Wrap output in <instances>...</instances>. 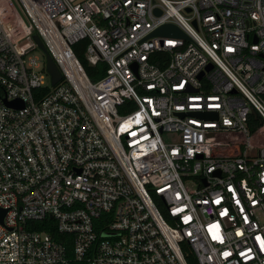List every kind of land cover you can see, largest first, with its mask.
I'll use <instances>...</instances> for the list:
<instances>
[{"label": "built area", "instance_id": "1", "mask_svg": "<svg viewBox=\"0 0 264 264\" xmlns=\"http://www.w3.org/2000/svg\"><path fill=\"white\" fill-rule=\"evenodd\" d=\"M2 1L0 264H264V0Z\"/></svg>", "mask_w": 264, "mask_h": 264}, {"label": "water", "instance_id": "2", "mask_svg": "<svg viewBox=\"0 0 264 264\" xmlns=\"http://www.w3.org/2000/svg\"><path fill=\"white\" fill-rule=\"evenodd\" d=\"M12 1H13L14 5L16 6L18 12L20 13L21 17L23 18L25 23L28 25L29 22H28L27 18L25 17L24 13L22 12L21 8L19 7V5L17 4V2L15 0H12ZM156 11L158 12V9ZM166 34H172V35H177V36H181V37L187 38L186 33L181 28H179L174 23H169V22L159 25L157 28H155L149 34V36H151V35H166ZM32 38H33L34 42L36 43V45L43 52L44 58H45V69L48 72V74L50 75L51 84H55L57 81H59L61 79V76H62L61 75V71L58 68V66H57L56 62L54 61V59L52 58L51 54L46 49V47H45L44 43L42 42V40H41L40 36L38 35V33L34 32L32 34ZM4 101L8 105L22 106V102L19 99H12V100L4 99ZM3 212H4V209L0 210V218L3 215Z\"/></svg>", "mask_w": 264, "mask_h": 264}, {"label": "trees", "instance_id": "3", "mask_svg": "<svg viewBox=\"0 0 264 264\" xmlns=\"http://www.w3.org/2000/svg\"><path fill=\"white\" fill-rule=\"evenodd\" d=\"M86 41H87L86 39L79 40L78 42H76L73 45V48H74L76 54L80 57V59L84 63L85 68H86L88 74L90 75V77L96 78L103 73V67H101L100 65H91V64L87 63V61L83 55V49H84V45H85ZM47 89H48L47 86L43 88L44 91ZM29 222L32 223L33 226H36L38 228H46V229L50 230L54 235H56L58 237H61V238L65 237L68 244H70V236L69 235L56 231L53 217L46 215L45 217H43L41 219H30Z\"/></svg>", "mask_w": 264, "mask_h": 264}, {"label": "rangeland", "instance_id": "4", "mask_svg": "<svg viewBox=\"0 0 264 264\" xmlns=\"http://www.w3.org/2000/svg\"><path fill=\"white\" fill-rule=\"evenodd\" d=\"M7 3V1H2V3ZM14 17V11H13V9L9 6V5H7L6 6V9H5V11H4V16H3V18H5V19H11V18H13ZM34 53H36L37 55L38 54H40V51L39 50H34Z\"/></svg>", "mask_w": 264, "mask_h": 264}]
</instances>
